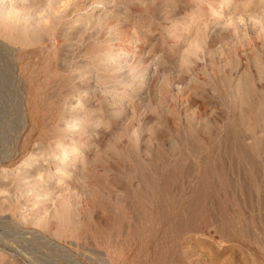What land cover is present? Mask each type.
I'll use <instances>...</instances> for the list:
<instances>
[{
  "label": "rangeland",
  "instance_id": "374dc122",
  "mask_svg": "<svg viewBox=\"0 0 264 264\" xmlns=\"http://www.w3.org/2000/svg\"><path fill=\"white\" fill-rule=\"evenodd\" d=\"M0 264H264V0L0 2Z\"/></svg>",
  "mask_w": 264,
  "mask_h": 264
},
{
  "label": "bare ground",
  "instance_id": "6f19581e",
  "mask_svg": "<svg viewBox=\"0 0 264 264\" xmlns=\"http://www.w3.org/2000/svg\"><path fill=\"white\" fill-rule=\"evenodd\" d=\"M4 0H0V2L2 3ZM235 33V32H234ZM25 55V54H24ZM252 61V60H251ZM262 72V71H261ZM244 79V78H243ZM249 81V80H248ZM30 84V83H29ZM249 85V84H248ZM250 86V85H249ZM248 88V87H247ZM251 89V88H250ZM255 91V90H254ZM248 92V91H247ZM250 92V91H249ZM255 93V92H254ZM36 102V101H35ZM33 105V104H32ZM65 151V150H64ZM64 156V155H63ZM61 159V158H60ZM62 160V159H61ZM64 163V162H62Z\"/></svg>",
  "mask_w": 264,
  "mask_h": 264
}]
</instances>
